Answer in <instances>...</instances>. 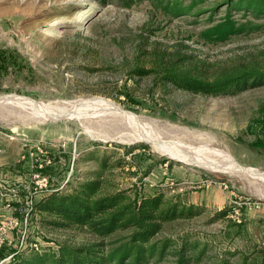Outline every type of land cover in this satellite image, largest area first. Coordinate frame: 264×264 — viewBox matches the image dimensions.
I'll use <instances>...</instances> for the list:
<instances>
[{
  "label": "rangeland",
  "instance_id": "rangeland-1",
  "mask_svg": "<svg viewBox=\"0 0 264 264\" xmlns=\"http://www.w3.org/2000/svg\"><path fill=\"white\" fill-rule=\"evenodd\" d=\"M225 1L207 0L173 17L150 0L129 8L117 0H0V95L41 102L54 116L0 100V264L37 247L95 241L84 228H53L34 208L49 193L69 192L101 171L106 188L162 191L203 207L198 216L166 223L157 235L173 239L177 249L197 241L204 251L192 264H243L264 251V181L173 158L144 137L182 144L204 159L223 148L239 164L264 170V84L210 96L132 74L137 66L158 71V64L184 53L208 62L211 71L247 60L264 66V16L232 10L261 26L225 43L198 40L201 29L224 15ZM93 97L137 117L129 121L92 103L79 109L83 122L72 117L77 102ZM125 146L134 150L126 154ZM118 160L122 165L111 172L101 167V161ZM176 259L169 252L150 264Z\"/></svg>",
  "mask_w": 264,
  "mask_h": 264
},
{
  "label": "trees",
  "instance_id": "trees-1",
  "mask_svg": "<svg viewBox=\"0 0 264 264\" xmlns=\"http://www.w3.org/2000/svg\"><path fill=\"white\" fill-rule=\"evenodd\" d=\"M105 4L111 0H98ZM129 8L143 0H117ZM173 17L189 14L207 0H150ZM228 9L223 16L206 25L197 34L203 43H225L234 36L248 34L261 25L251 20L241 21L232 10H246L253 17L264 16V0H226ZM137 66L132 74L157 76L159 82L183 91L219 96L264 84V66L247 60L229 67L211 71L206 61L193 55H174L164 66ZM132 72V71H131ZM160 76V77H159ZM148 147L147 144L143 145ZM134 146H125L129 154ZM122 160L101 167L112 171ZM101 171L96 177L81 181L69 192L55 190L35 203L41 219L53 228L79 227L87 229L97 239L83 243L63 241L57 249L36 248L20 255L13 264H150L160 262L171 252L177 257L175 264H192L204 248L197 241L185 240L179 249L173 239H157L163 226L179 218H192L203 212L197 204L172 200L165 192L140 195L130 188H106ZM221 214H225L224 212ZM116 234L119 238L108 241ZM171 248V249H170ZM175 248L174 251H171ZM170 249V251H168ZM243 264H264V251Z\"/></svg>",
  "mask_w": 264,
  "mask_h": 264
},
{
  "label": "bare ground",
  "instance_id": "bare-ground-1",
  "mask_svg": "<svg viewBox=\"0 0 264 264\" xmlns=\"http://www.w3.org/2000/svg\"><path fill=\"white\" fill-rule=\"evenodd\" d=\"M0 100L7 101V102L9 100H11L12 102L14 101V102H19V103H23V104L27 103V104H30L31 106H33L35 109H37V111H39L40 113L44 114L46 117L53 116L51 111H49L44 104H42L41 102H37L33 99H30L28 97L17 96L14 94H7V95H0ZM85 103H89V104L92 103L96 106L106 107V109L110 108V109L118 112L120 115L121 114L124 115L125 117L128 118V120L129 119L130 120L136 119V117H137L133 113L124 110L121 106H119L118 104H115L113 101H111L107 98L93 97V98L86 99L84 101L81 100V102L80 101L77 102L74 105V107L71 109L72 110V113H71L72 117H75V118L81 120L82 122H83L82 118H84V117H83L82 113L79 112V109ZM137 124L139 125L140 122L139 123L137 122ZM144 137H145V140L151 142L155 146L157 151L168 154L169 156H171L173 158L180 159V160L187 162V163L200 165V166H203L205 168L211 169L213 171L233 172V173L238 172L240 174L247 175L249 177H253V178L259 179L261 181H264V170H260L259 168H256L253 166H244V165L239 164L237 162V160L235 159V157L232 155V153L226 149L216 148V147L212 148L211 151L213 152V154L216 157H214V159H204V158L200 157L199 155L194 156L197 152L194 155L191 154L192 151L190 152L189 148L183 146L182 144H177L176 142H173V141H163L162 139L158 140V139H156L152 136H149V135L144 136ZM197 148H199V147L196 146V149ZM207 149H209V148H207ZM190 150H192V149H190Z\"/></svg>",
  "mask_w": 264,
  "mask_h": 264
},
{
  "label": "built area",
  "instance_id": "built-area-1",
  "mask_svg": "<svg viewBox=\"0 0 264 264\" xmlns=\"http://www.w3.org/2000/svg\"><path fill=\"white\" fill-rule=\"evenodd\" d=\"M38 248V247H37Z\"/></svg>",
  "mask_w": 264,
  "mask_h": 264
}]
</instances>
